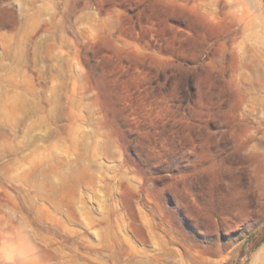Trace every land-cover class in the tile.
<instances>
[{
  "label": "rangeland",
  "instance_id": "1",
  "mask_svg": "<svg viewBox=\"0 0 264 264\" xmlns=\"http://www.w3.org/2000/svg\"><path fill=\"white\" fill-rule=\"evenodd\" d=\"M263 244L264 0H0V264Z\"/></svg>",
  "mask_w": 264,
  "mask_h": 264
},
{
  "label": "bare ground",
  "instance_id": "2",
  "mask_svg": "<svg viewBox=\"0 0 264 264\" xmlns=\"http://www.w3.org/2000/svg\"><path fill=\"white\" fill-rule=\"evenodd\" d=\"M249 264H264V244L251 256Z\"/></svg>",
  "mask_w": 264,
  "mask_h": 264
}]
</instances>
